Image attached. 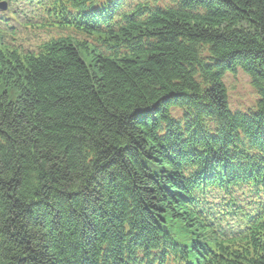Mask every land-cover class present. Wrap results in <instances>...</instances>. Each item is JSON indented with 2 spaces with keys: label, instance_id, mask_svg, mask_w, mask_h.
Segmentation results:
<instances>
[{
  "label": "trees",
  "instance_id": "1",
  "mask_svg": "<svg viewBox=\"0 0 264 264\" xmlns=\"http://www.w3.org/2000/svg\"><path fill=\"white\" fill-rule=\"evenodd\" d=\"M4 1L0 264H264V0Z\"/></svg>",
  "mask_w": 264,
  "mask_h": 264
},
{
  "label": "rangeland",
  "instance_id": "2",
  "mask_svg": "<svg viewBox=\"0 0 264 264\" xmlns=\"http://www.w3.org/2000/svg\"><path fill=\"white\" fill-rule=\"evenodd\" d=\"M131 1L135 3L138 0ZM157 1L159 2V0ZM166 2L167 1L165 0V3ZM17 35L14 37H17ZM22 45H24L23 42ZM222 82L226 89L228 106L231 111L239 110L245 112L247 109L255 106L257 94L250 85L249 77L240 69H238L235 73H226L222 78ZM179 114L180 112L178 110L175 111V115L178 116Z\"/></svg>",
  "mask_w": 264,
  "mask_h": 264
},
{
  "label": "bare ground",
  "instance_id": "3",
  "mask_svg": "<svg viewBox=\"0 0 264 264\" xmlns=\"http://www.w3.org/2000/svg\"><path fill=\"white\" fill-rule=\"evenodd\" d=\"M254 90V89H253ZM256 93V92H255ZM257 94V93H256ZM257 99H258V95H257ZM237 111H239V110H237ZM177 223V222H176ZM178 223H181V221H178ZM174 240L176 241L177 239L176 238H174ZM182 245L184 246V244L182 243ZM152 250H156V248L155 247H153V248H151V250H149V255L148 256H151L153 253V251ZM136 253H138V252H136Z\"/></svg>",
  "mask_w": 264,
  "mask_h": 264
},
{
  "label": "water",
  "instance_id": "4",
  "mask_svg": "<svg viewBox=\"0 0 264 264\" xmlns=\"http://www.w3.org/2000/svg\"><path fill=\"white\" fill-rule=\"evenodd\" d=\"M0 6L4 8V4H0Z\"/></svg>",
  "mask_w": 264,
  "mask_h": 264
}]
</instances>
